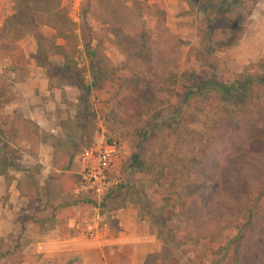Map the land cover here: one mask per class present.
I'll use <instances>...</instances> for the list:
<instances>
[{
	"label": "rangeland",
	"instance_id": "374dc122",
	"mask_svg": "<svg viewBox=\"0 0 264 264\" xmlns=\"http://www.w3.org/2000/svg\"><path fill=\"white\" fill-rule=\"evenodd\" d=\"M81 1L61 0L60 4H53L81 27L80 55L74 61L75 72L68 76L63 72L65 63L61 57L38 55L36 36L43 35L62 45L56 33L48 26L37 27L35 19L24 25L12 23V18L21 12L20 5L15 0H0V196L7 206L5 222L0 223V264L35 262L41 256L37 245L56 225L64 237H70L67 230L71 229L91 240L96 239L91 238V233L98 232L96 240H106L112 230H118V217L134 216L142 222V232L147 231L158 243L154 254L144 258L142 253L136 264H232L236 229L199 242L176 243L170 236L176 231L177 208L164 205V199L169 197V178L160 166L173 148L175 134L155 125L157 117H177L181 130L200 134L209 117L218 111L217 101L199 98L183 103L185 91L178 87L170 104L147 106L143 116L131 122L120 121L111 109L118 93L117 79L129 84L133 80L123 70L117 72L113 81L105 77L94 79L93 64L84 44L90 42L92 48H97L98 59L102 56L116 68L122 67L124 57L105 27L89 20L97 34L91 41L93 37L80 18ZM147 2L153 11L145 14L146 26L154 33L160 15L162 24L183 44L181 71L201 73L194 50L201 44L198 26L202 17L189 15L182 0ZM15 47L23 50L26 61L11 65L5 50L11 48L14 52ZM218 57L230 74H240L264 58V0L254 7L236 47ZM252 97H264V89L254 88ZM31 114L34 121L28 118ZM98 140L115 142L120 149L106 191L113 200L103 215L89 203L96 200L93 196L85 197L77 190L68 192L66 182L68 172L81 173V155ZM135 152L139 154L141 171L130 167ZM14 181L20 191L18 211H13L10 203ZM258 197V208H262L264 196ZM10 218L19 230L12 229ZM69 218L73 221L68 222ZM241 221L245 223L246 217Z\"/></svg>",
	"mask_w": 264,
	"mask_h": 264
},
{
	"label": "trees",
	"instance_id": "16d2710c",
	"mask_svg": "<svg viewBox=\"0 0 264 264\" xmlns=\"http://www.w3.org/2000/svg\"><path fill=\"white\" fill-rule=\"evenodd\" d=\"M15 1L21 12L11 22L24 25L35 19L37 27H50L63 44L38 35V55L61 57L65 63L63 72L72 76L76 70L74 61L80 55L81 27L53 8L54 2L60 4L61 0ZM182 1L189 15L202 17L198 26L201 44L194 50L201 73L181 71L183 44L162 24L160 15L154 33L146 26L145 14L153 11L147 0H82L80 18L93 37L91 41L97 34L89 20L113 36L124 62L116 68L106 58L98 59L97 48H92L90 42L84 44L85 51L96 81L103 77L113 81L120 70L131 76L132 84L117 79L118 93L111 108L122 122L143 116L147 106L170 104L178 87L185 91L183 103L199 98L217 101L218 111L209 117L200 134L181 130L177 117H157V127L175 134L173 148L160 166L169 178V197L164 199V205L177 208L176 231L170 236L176 243L199 242L236 229L232 264H264V206L258 208V196H264V97H252L254 88L264 89V58L240 74H230L218 57L240 42L260 0ZM15 48L16 54L11 48L5 50L11 65L26 61L23 50ZM226 74L230 75L228 79ZM131 161L132 171L143 170L138 152ZM66 182L67 191L73 193L81 177L68 172ZM81 194L96 199L89 203L99 215L111 207L113 199L108 192L100 199L93 192ZM244 216L246 221L242 223ZM67 231L73 234V230ZM116 233L111 231V235Z\"/></svg>",
	"mask_w": 264,
	"mask_h": 264
},
{
	"label": "crops",
	"instance_id": "0c3cea01",
	"mask_svg": "<svg viewBox=\"0 0 264 264\" xmlns=\"http://www.w3.org/2000/svg\"><path fill=\"white\" fill-rule=\"evenodd\" d=\"M28 118L31 121L35 120L32 114ZM2 183L3 180L0 177V185ZM17 183V181L13 183L15 188L10 200L13 211L19 210L17 207L20 200V191L17 189ZM4 204V199L0 196V223L1 221L5 222L3 218L7 215V206ZM10 219L12 220V229L19 230L20 228L15 220ZM117 219L120 221L117 233L115 235L110 233L106 240H103L104 238L91 240L81 233L74 232L70 237H64L60 235L59 230L61 229L56 225L49 229L53 230L50 235L37 245V254L41 256L35 262L31 261L24 264H136L137 257L142 256V253L145 258L157 251L158 243L147 231L142 232V222L137 219V216L132 219L120 217ZM72 221L73 218L68 219V222ZM71 226L72 224H68V227ZM138 264H145V262Z\"/></svg>",
	"mask_w": 264,
	"mask_h": 264
},
{
	"label": "built area",
	"instance_id": "2783aa9c",
	"mask_svg": "<svg viewBox=\"0 0 264 264\" xmlns=\"http://www.w3.org/2000/svg\"><path fill=\"white\" fill-rule=\"evenodd\" d=\"M119 146L114 142L107 144L98 140L96 144L81 155L80 168L81 183L77 193L93 192L97 197H102L108 188V178L115 169V161ZM99 233H91V238H96ZM101 236V235H100Z\"/></svg>",
	"mask_w": 264,
	"mask_h": 264
}]
</instances>
